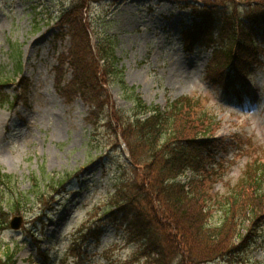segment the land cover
<instances>
[{"label": "rangeland", "instance_id": "1", "mask_svg": "<svg viewBox=\"0 0 264 264\" xmlns=\"http://www.w3.org/2000/svg\"><path fill=\"white\" fill-rule=\"evenodd\" d=\"M186 1H91L84 18L93 48L99 38L114 37L124 79L148 106L166 109L172 101L190 97L216 118L213 135L203 139L218 145L213 156L222 166L209 192L220 202L243 186L242 178L254 180L264 173V37L258 36L245 57L241 51L236 69L224 62L218 36L188 52L182 31L192 26L194 6L216 8L211 0ZM78 2L0 0V168L15 178L11 190L0 188V199L24 195L30 203L22 206L24 211L6 208L9 215L0 216V258L12 248L15 264H157L158 258L140 256L137 246L124 239V219L108 223L100 238L94 235L105 226L114 183L123 173L124 185L138 183L140 175L134 174L116 119L118 114L130 117L132 100L118 84L103 88V103L101 90L86 91L85 99L72 86L86 73V66L71 56L76 41L69 22L77 27L73 13ZM243 36L240 31L233 38L237 42ZM95 59L100 63L98 55ZM228 78L238 82L237 91L247 84L250 93L242 101L226 88L233 84ZM91 102L99 103L97 108ZM131 194L126 190L124 198ZM133 202L131 218L137 220L143 202ZM238 206L245 220H250L247 208L255 209L243 240L230 239L243 251L226 254L228 241L222 258L201 264H264V197L246 188ZM17 222L19 229H13ZM164 264L190 263L170 255Z\"/></svg>", "mask_w": 264, "mask_h": 264}, {"label": "trees", "instance_id": "2", "mask_svg": "<svg viewBox=\"0 0 264 264\" xmlns=\"http://www.w3.org/2000/svg\"><path fill=\"white\" fill-rule=\"evenodd\" d=\"M91 1L99 0H79L74 7L77 27L73 28L74 22H69L72 40L76 41L73 42L75 50L71 56L86 66V73L76 77L72 86L85 99L86 91L95 88L101 90L103 103V88L109 83L118 84L127 99L132 100L134 107L132 114L128 115L130 117L118 114L116 119L121 121L122 137L131 153L134 174L137 177L140 175L138 183L124 185L125 179L115 183V195L106 208L104 218L106 221L123 218L127 240L137 246L140 256L158 258L157 264H164L170 255L180 257L181 262L190 264L214 261L222 258L225 242L228 241L231 245L227 246L226 254L228 252L237 256L236 253L243 251L242 245H234L230 239L234 237L239 242L243 240L249 229L246 223L253 221L255 213L254 207H248L250 220L243 219L245 211L238 206V202L246 188L256 192L259 198L264 197V173H260L254 180L242 178L243 186L219 202L220 215L216 217V211L213 210L215 202L209 193V183L215 175V171L210 169L215 142L211 138L203 139L213 135L216 118L211 119L207 109L194 104L188 97L176 99L166 109H161L154 105L148 106L142 97L135 94L124 79V70L119 67L114 37L99 38L93 48L84 18ZM211 1V8H216L214 11L208 10L210 8L207 5L199 8L194 6L200 19L195 20L191 30L184 32L185 44L188 48H194L200 40L220 36L226 41L229 37L220 53L226 62L232 58L240 60L241 51L243 57L248 55L249 48L256 47L258 34L264 31V0H223L221 5L219 0ZM238 31L244 36L236 42L233 37ZM94 51L100 63L95 59L97 55ZM91 103L95 108L99 104ZM186 104H189V108H186ZM196 109L202 113L197 115ZM14 182L12 175L0 169V188L11 190ZM64 183L62 181L60 185ZM126 190L132 194L124 198ZM140 192L142 197L139 198ZM28 200L24 195H13L4 201L0 199V216L4 218L9 215L4 210L6 208L12 212L24 211L22 206H28ZM133 201L146 203V206L142 203L139 207L142 212H139L137 220L131 218L135 209ZM205 245L207 247L204 251L195 252L196 247ZM14 257L15 253L9 250L0 259V264L14 263Z\"/></svg>", "mask_w": 264, "mask_h": 264}, {"label": "water", "instance_id": "3", "mask_svg": "<svg viewBox=\"0 0 264 264\" xmlns=\"http://www.w3.org/2000/svg\"><path fill=\"white\" fill-rule=\"evenodd\" d=\"M14 228H19L20 224H12Z\"/></svg>", "mask_w": 264, "mask_h": 264}]
</instances>
